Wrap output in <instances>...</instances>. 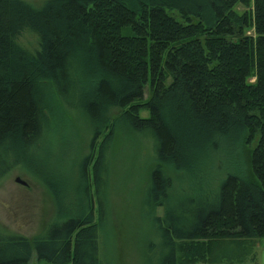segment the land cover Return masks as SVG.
<instances>
[{
	"label": "trees",
	"instance_id": "1",
	"mask_svg": "<svg viewBox=\"0 0 264 264\" xmlns=\"http://www.w3.org/2000/svg\"><path fill=\"white\" fill-rule=\"evenodd\" d=\"M25 31L37 36L33 51L19 41ZM62 108L92 129L70 207L64 180L34 155ZM118 127L150 143L156 161L142 198L159 237L155 264L248 257L264 238V0H0V179L22 167L56 204L34 237L0 230V264H26L33 253L51 264H104L100 224ZM229 136L254 142L252 177L228 174L216 191L170 203L162 165L192 171Z\"/></svg>",
	"mask_w": 264,
	"mask_h": 264
},
{
	"label": "rangeland",
	"instance_id": "2",
	"mask_svg": "<svg viewBox=\"0 0 264 264\" xmlns=\"http://www.w3.org/2000/svg\"><path fill=\"white\" fill-rule=\"evenodd\" d=\"M25 1L34 7H40L46 0ZM243 9L241 4L236 5L237 11L241 12ZM19 41L31 51L37 48V36L31 32L25 31ZM147 94L148 86L144 97ZM120 113V110H113L110 116L115 117ZM140 114L147 116L148 112L143 110ZM124 129L118 127L111 146L106 190L107 213L104 222L100 224L101 256L104 264H155L161 253L159 237L150 216L143 210L142 198L156 161L150 143ZM91 136V123L85 115L80 111L70 112L62 108L60 120L47 131L41 146L42 152L34 154L46 172L55 173V176L65 181L61 180L64 183L62 200L69 207L74 205L69 185L75 179L78 161L88 152ZM215 140L218 148L204 150L202 161L192 171L176 170L170 164L162 165L164 174L172 183L170 203L214 192L228 174L252 177L250 155L254 142L246 144L232 136ZM16 178L26 184L16 182ZM163 209L157 208L156 215L161 216ZM55 217L53 195L25 169L14 167L0 179L1 231L34 237ZM256 255L257 249L254 246L248 257L235 264H255ZM26 264L51 263L38 259L33 253ZM177 264L186 263L179 256ZM193 264L211 263L199 261Z\"/></svg>",
	"mask_w": 264,
	"mask_h": 264
},
{
	"label": "crops",
	"instance_id": "3",
	"mask_svg": "<svg viewBox=\"0 0 264 264\" xmlns=\"http://www.w3.org/2000/svg\"><path fill=\"white\" fill-rule=\"evenodd\" d=\"M257 255L255 264H264V238L256 241Z\"/></svg>",
	"mask_w": 264,
	"mask_h": 264
},
{
	"label": "water",
	"instance_id": "4",
	"mask_svg": "<svg viewBox=\"0 0 264 264\" xmlns=\"http://www.w3.org/2000/svg\"><path fill=\"white\" fill-rule=\"evenodd\" d=\"M16 182H18V183H20V184H22V185H25V184H26L25 181L20 180L19 178H16Z\"/></svg>",
	"mask_w": 264,
	"mask_h": 264
}]
</instances>
